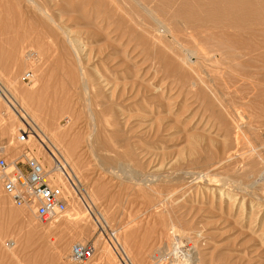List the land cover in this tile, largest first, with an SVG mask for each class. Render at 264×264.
<instances>
[{"label":"rangeland","instance_id":"rangeland-1","mask_svg":"<svg viewBox=\"0 0 264 264\" xmlns=\"http://www.w3.org/2000/svg\"><path fill=\"white\" fill-rule=\"evenodd\" d=\"M219 1L0 0V151L23 108L79 180L57 223L0 181V264H264V0Z\"/></svg>","mask_w":264,"mask_h":264},{"label":"built area","instance_id":"built-area-1","mask_svg":"<svg viewBox=\"0 0 264 264\" xmlns=\"http://www.w3.org/2000/svg\"><path fill=\"white\" fill-rule=\"evenodd\" d=\"M33 74L27 71L24 80L31 81ZM4 94V92H3ZM42 141L34 127L27 121L18 128L14 140L19 154L9 160L4 151H0V181L2 191L18 207L33 208L38 219L49 221L61 216L68 207V194L59 185L58 174H62L71 186L76 187L79 180L68 164L60 160L47 163L31 142ZM13 246L14 241L7 244ZM95 245L91 242H76L71 246L69 259L73 264L89 260L95 254Z\"/></svg>","mask_w":264,"mask_h":264},{"label":"bare ground","instance_id":"bare-ground-1","mask_svg":"<svg viewBox=\"0 0 264 264\" xmlns=\"http://www.w3.org/2000/svg\"><path fill=\"white\" fill-rule=\"evenodd\" d=\"M216 1H219V0H210V2L208 3L209 5H211V8L212 9H214V10H217V6H216V4H215V2ZM221 1V0H220ZM219 1V2H220ZM223 1H225V0H223ZM222 2V1H221ZM225 3V2H224ZM220 4V3H219ZM227 4V3H226ZM231 4V3H230ZM223 5V4H222ZM234 5V4H233ZM250 6V5H249ZM243 7V6H242ZM263 7V6H262ZM246 8V7H245ZM231 9H233V7L232 6H230L229 8H228V10H231ZM244 9V8H243ZM264 9V8H263ZM237 11H238V9H237ZM252 11V10H251ZM253 11H255V10H253ZM206 12V11H205ZM207 13V12H206ZM218 13V12H217ZM229 13V14H228ZM235 13V12H234ZM233 13V11H226V15L227 16H229L230 14H234ZM237 13V12H236ZM242 13V12H241ZM248 13V12H247ZM246 13V14H247ZM254 13V12H253ZM212 13H210L209 15L212 17V15H211ZM215 14V13H214ZM209 15H207V16H209ZM242 15V14H241ZM237 16V15H236ZM240 16V15H239ZM244 16V15H243ZM257 16V15H256ZM201 17H203V16H201ZM235 16H233L232 18H234ZM254 17H255V15H254ZM244 18V17H243ZM248 18V17H247ZM214 19H216V18H214ZM221 19V18H220ZM208 20H209V18H208ZM234 20H237L236 18H234ZM221 21H222V19H221ZM241 21V20H240ZM211 22H213V21H211ZM211 22H209V23H211ZM218 22V21H217ZM227 23H229L228 21H226ZM231 22V21H230ZM215 23V22H214ZM233 23V22H232ZM243 23V22H242ZM244 23H246L245 21H244ZM216 24V23H215ZM218 24V23H217ZM231 24V23H230ZM234 24H235V22H234ZM228 25V24H227ZM236 25V24H235ZM218 26V25H217ZM224 26V25H223ZM243 26V25H242ZM229 27V26H228ZM227 27V28H228ZM232 29V28H231ZM224 30V29H223ZM226 30V29H225ZM238 34V33H237ZM163 37V36H162ZM226 38H228V37H226ZM234 38V37H233ZM236 40V39H235ZM189 51V50H188ZM194 51V50H193ZM192 50H191V52H192V54L194 53ZM220 51V50H219ZM195 53H196V51H195ZM19 54V53H18ZM241 54V53H240ZM246 54V53H245ZM195 55V54H194ZM197 55V54H196ZM242 55V54H241ZM15 57H16V55H14ZM198 56V55H197ZM196 56V57H197ZM201 56H203V55H201ZM184 57V56H183ZM198 57H200V56H198ZM20 58V57H19ZM189 59V58H188ZM16 60H17V58H16ZM192 60V59H191ZM19 63V62H18ZM184 63V62H183ZM187 63V62H186ZM186 65V64H185ZM33 74V73H32ZM25 75V74H24ZM23 75V76H24ZM33 78V77H32ZM37 86V84H34L33 85V87L32 88H35ZM4 92L5 94H6V96H7V98L9 97V94L6 92V91H8V90H0V93L1 94H3L2 92ZM6 100H8L6 97H4ZM9 104H10V106H12L13 107V105H12V103L9 101ZM15 104V103H14ZM119 108V107H118ZM13 110V109H12ZM17 113H19V118H20V120L22 121V122H25L24 121V118H26L27 120H29V121H32L31 123L33 124V126L35 127V128H37L38 126H37V123L34 121V119L32 118V116L26 111V110H24L23 108H22V110L19 112V110H15ZM14 112V111H13ZM130 114V113H129ZM128 114V115H129ZM176 114V113H175ZM121 116V115H120ZM150 120H152V119H150ZM22 126V125H21ZM156 126H158V125H156ZM238 127V126H237ZM39 128V127H38ZM37 128V129H38ZM40 129V128H39ZM52 131V130H51ZM52 133V132H51ZM52 135H53V137L55 138V136L57 137V140H60V139H62V138H64L65 136H66V133H64V132H61V131H57V132H53L52 133ZM40 138L42 139V141H38L39 142V144H40V148L38 147V150H39V152H40V154H44V156L47 158V162L48 163H53V162H55V161H57V160H60L62 163H64V164H67L66 162H63L60 158H59V156L57 155V152L55 151L56 150V148H55V146L52 144V142H50L49 140L50 139H48V137L47 136H45V135H43V134H40ZM47 140V141H46ZM63 141V140H62ZM262 146V145H261ZM246 150V149H245ZM262 151V150H261ZM59 152V151H58ZM262 169V168H261ZM248 170V169H247ZM251 170H253V169H251ZM250 170V171H251ZM258 170H256L255 171V173L257 172ZM260 172H262V170L260 171ZM252 173H254V172H252ZM259 173V172H258ZM246 174V173H245ZM257 174V173H256ZM255 175V174H254ZM62 176L65 178V176L64 175H62V174H58V178H59V182H58V184L59 185H61L60 184V180L62 179ZM251 176H253V175H251ZM256 176V175H255ZM259 176V175H258ZM257 177V176H256ZM255 177V178H256ZM239 178V177H238ZM260 178V177H259ZM66 179V178H65ZM127 179V178H126ZM258 179V178H257ZM264 179V178H263ZM1 180V179H0ZM67 180V179H66ZM211 180V179H210ZM213 180V179H212ZM243 180V179H242ZM253 180V179H252ZM255 180V179H254ZM67 182H68V180H67ZM247 182V181H246ZM248 183V182H247ZM68 184L70 185V183L68 182ZM78 185L79 184H77L76 183V187H73V186H71L70 185V187H71V189L75 192V193H78V191H79V187H78ZM250 185V184H249ZM254 185V184H253ZM251 186H252V184H251ZM245 187V186H244ZM260 195V194H259ZM83 199V198H82ZM262 199H263V197H262ZM261 201L262 200H260L259 201V203H261ZM263 201H264V199H263ZM252 202V201H251ZM258 206V205H257ZM264 206V205H263ZM90 209V208H89ZM25 216V215H24ZM23 216V218H25ZM27 216V215H26ZM72 216V215H71ZM24 220V219H23ZM57 220L58 219H54V223H57ZM96 221H98V220H96ZM53 222V221H52ZM23 237H24V235H23ZM22 240V239H21ZM9 244V243H8ZM183 246V245H182ZM190 247V246H189Z\"/></svg>","mask_w":264,"mask_h":264}]
</instances>
